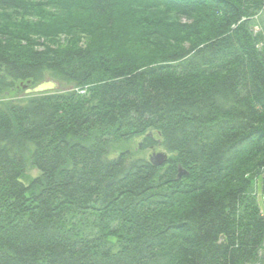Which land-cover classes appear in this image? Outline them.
I'll return each mask as SVG.
<instances>
[{
    "label": "trees",
    "instance_id": "16d2710c",
    "mask_svg": "<svg viewBox=\"0 0 264 264\" xmlns=\"http://www.w3.org/2000/svg\"><path fill=\"white\" fill-rule=\"evenodd\" d=\"M256 17L264 0H0V96L74 90L0 103V264L263 263ZM151 131L167 170L109 158ZM27 155L41 176L25 185Z\"/></svg>",
    "mask_w": 264,
    "mask_h": 264
},
{
    "label": "rangeland",
    "instance_id": "374dc122",
    "mask_svg": "<svg viewBox=\"0 0 264 264\" xmlns=\"http://www.w3.org/2000/svg\"><path fill=\"white\" fill-rule=\"evenodd\" d=\"M253 20H254L253 32L255 34H261L262 36H264V20L260 21L259 19H257V17L254 18ZM72 38L73 40H75V38H81L78 41L79 44L81 43L83 44L85 42V38L82 39L83 37L81 36V34L80 36L79 35H72V36H66V37L61 36V37H58L50 41H45L41 39L40 42L42 43L46 42V43H50L52 46H54V44L58 46L62 44L66 45L68 43H72L71 41ZM28 89H31L29 88V85L18 84L15 86V88L10 90L9 93H6L0 96V103L6 104L11 101H20L22 99H25V97L30 96V94L26 92ZM86 91H87L86 89H81V90H77L76 92H78V94H80L81 96H86V94L88 93ZM72 92H74L72 86H65V85L59 84L57 88L54 89L53 91H47L42 94L58 93L61 95L62 93H72ZM36 95H39V94H36ZM148 135L152 139V146L151 144H148V145H145L146 147H144V140L146 136H138V137H134L131 139L122 137L118 142L110 143L111 154L109 155V158L116 159L120 154L127 153L130 159H144V160L149 161L150 164L154 163L155 165L152 164V166H154L155 168H164V170H167L168 167L166 164L168 160L170 159V157H172V154H170L168 151H166L162 147L161 145L162 140L160 138L159 133H157L156 131H151L148 133ZM159 154H165L164 155L166 158L165 161L162 158L158 157ZM188 175H189V171L183 170L181 167L178 168V179H184L185 177H188ZM40 176H41V172L38 169H36V167H34L30 156L27 155L26 160H25V170H24L22 182L25 185H28L32 180L39 178ZM259 181L260 180H257V181H254L253 183L256 193L259 191L258 189L259 185H257ZM255 202L260 206L261 211H262L263 200L261 197H259V194H257ZM104 237H106V235ZM105 239L109 240V242L111 241L109 244L113 246H115L116 244H122L125 242V241L124 242L121 241V237H119L118 234H113L111 236L106 237ZM263 254L264 253L262 251L260 255L262 256ZM257 264H264V262L257 263Z\"/></svg>",
    "mask_w": 264,
    "mask_h": 264
},
{
    "label": "water",
    "instance_id": "95a60500",
    "mask_svg": "<svg viewBox=\"0 0 264 264\" xmlns=\"http://www.w3.org/2000/svg\"><path fill=\"white\" fill-rule=\"evenodd\" d=\"M56 88H57V84H55L51 81H48V82L45 81V82H42L39 85H37L31 89H28L26 92L28 94H42V93H45L47 91H52ZM164 155L165 154H159L158 157L162 158L165 161L166 158ZM152 164H154V163H152Z\"/></svg>",
    "mask_w": 264,
    "mask_h": 264
},
{
    "label": "bare ground",
    "instance_id": "6f19581e",
    "mask_svg": "<svg viewBox=\"0 0 264 264\" xmlns=\"http://www.w3.org/2000/svg\"><path fill=\"white\" fill-rule=\"evenodd\" d=\"M48 81H51V82H53V83H55V84H57V86L59 85L58 83H57V81H55V80H53V79H47L46 80V82H48ZM45 82V81H44ZM53 91V90H52ZM47 94V93H46ZM31 95V94H30ZM32 95H36V94H32ZM40 95V94H39ZM23 179V178H22Z\"/></svg>",
    "mask_w": 264,
    "mask_h": 264
}]
</instances>
